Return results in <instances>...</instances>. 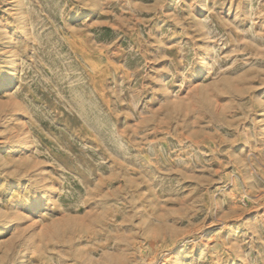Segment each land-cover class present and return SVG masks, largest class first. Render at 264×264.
I'll return each instance as SVG.
<instances>
[{
  "label": "rangeland",
  "instance_id": "obj_1",
  "mask_svg": "<svg viewBox=\"0 0 264 264\" xmlns=\"http://www.w3.org/2000/svg\"><path fill=\"white\" fill-rule=\"evenodd\" d=\"M0 264H264V0H0Z\"/></svg>",
  "mask_w": 264,
  "mask_h": 264
}]
</instances>
